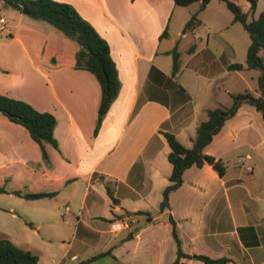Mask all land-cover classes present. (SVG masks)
Listing matches in <instances>:
<instances>
[{
  "label": "crops",
  "instance_id": "obj_1",
  "mask_svg": "<svg viewBox=\"0 0 264 264\" xmlns=\"http://www.w3.org/2000/svg\"><path fill=\"white\" fill-rule=\"evenodd\" d=\"M57 1L74 6L108 42L121 87L95 135L101 89L91 72L74 67L77 44L43 20L7 16L0 32V94L52 113L59 149L45 143L48 164L26 128L0 112V186L55 193L21 198L26 231L40 248L23 246L29 241L3 229L6 224L0 237L36 254L39 264H171L177 258L171 216L184 253L224 258L223 264H264V121L254 106L241 104L204 147L224 162V174L209 164L187 168L169 209H159L172 172L162 132L191 147L207 109L230 105L231 93L258 94V70L229 68L245 62L250 44L232 12L220 0L186 6L174 0ZM235 2L249 19L264 10V0H256L252 12L247 0ZM194 13L200 24L183 31ZM174 48L180 59L175 75ZM260 55L264 59V50ZM107 181L115 185L113 205ZM4 203L1 210L14 209ZM126 211L129 221L115 218ZM55 244L63 247L60 254ZM179 264L217 263L186 257Z\"/></svg>",
  "mask_w": 264,
  "mask_h": 264
},
{
  "label": "trees",
  "instance_id": "obj_2",
  "mask_svg": "<svg viewBox=\"0 0 264 264\" xmlns=\"http://www.w3.org/2000/svg\"><path fill=\"white\" fill-rule=\"evenodd\" d=\"M7 8L19 11L27 10V15L33 19L43 20L58 29L65 37L73 40L78 48L75 52V65L77 69H84L91 72L97 79L101 97L98 105L97 119L94 134L97 135L102 120L104 119L112 102L118 96L121 82L118 71L110 54L108 42L100 36L95 28L84 19L74 6L67 2L57 0H0ZM200 1L202 4L210 0H174L176 5L186 6L193 2ZM232 12L233 22H239L247 31L250 37V44L247 48L244 63H233L230 69H255L259 71L257 91L254 94L249 90L231 93V103L228 106L217 105L206 110V119L199 122L196 127L195 137L192 139V146H184L173 133L162 132L169 147L168 161L172 165V172L169 176V184L162 191V199L159 209H169V196L176 190L183 181V172L191 167H201L204 164L211 165L216 172L222 176L225 172V164L220 159L204 153V147L212 140L213 136L222 128L224 122L233 116L238 107L243 103H248L260 111L264 121V59L260 51L264 50V10L256 18H248V12L244 11L240 4L234 0H220ZM250 4V12L255 8L256 0H247ZM200 24L196 13L192 14L185 23L183 31H193ZM166 31L162 33L164 36ZM192 45L189 48L191 52ZM172 74L175 75L180 68L179 53L172 49ZM0 108L2 114L11 121L22 125L28 131L30 137L39 145L42 158L49 164V155L45 148V143L51 144L59 149L54 137V127L56 118L47 111H39L30 103L0 94ZM105 188L112 205L116 204L114 196V183L105 182ZM12 193L23 199H38L46 196H53L54 192H23L20 190H8L4 185L0 186V194ZM148 215L147 212L137 211L134 215ZM120 220L132 217L128 211L116 215ZM151 219H147L150 221ZM172 225V236L177 245V258L171 264H179L181 258H192L206 263L223 264L226 259L212 260L203 255L187 254L182 251L181 241L178 235L176 222L170 216ZM130 224V222H129ZM110 254L109 251L101 252L88 259V262L100 256ZM0 264H39L38 256L30 250L23 249L14 244L7 237H0Z\"/></svg>",
  "mask_w": 264,
  "mask_h": 264
},
{
  "label": "rangeland",
  "instance_id": "obj_3",
  "mask_svg": "<svg viewBox=\"0 0 264 264\" xmlns=\"http://www.w3.org/2000/svg\"><path fill=\"white\" fill-rule=\"evenodd\" d=\"M223 4H224L226 11H230L226 7L225 3H223ZM10 14H15V15L21 14L22 15V14H26V13H24L23 11H19V10L10 8V7L7 8L0 1V16L4 17L6 20H8L7 16ZM201 29H202V27H201ZM243 30L245 31V29H243ZM245 33L247 34V31H245ZM248 39H249V37H248ZM3 200L5 201L4 204H6V206H13V208H14V209H11L10 211H9L8 207L6 210L0 209V224H4V225L6 224L7 225L6 228L4 226L3 229H6L8 232L14 233L17 236L19 235L21 238H26V240H28L30 242V243L29 242L23 243L24 244L23 246H26V248H28V247H32V248H36V249L40 248L39 243H36L34 238L30 236V234H29L30 228L29 227H28L29 229L27 230L28 232L26 231L27 226H25L26 224L23 220V216L20 215L21 210L25 211V209L22 206V203L24 202V200H21V198L18 196H4V195L0 194V203L1 204H3ZM12 213L15 214V216H13V218H12ZM16 214H18V215H16ZM54 246L56 247V249L53 248V252L60 254L62 252V250L60 248H63V247L60 246V248H59L58 244H55Z\"/></svg>",
  "mask_w": 264,
  "mask_h": 264
},
{
  "label": "built area",
  "instance_id": "obj_4",
  "mask_svg": "<svg viewBox=\"0 0 264 264\" xmlns=\"http://www.w3.org/2000/svg\"><path fill=\"white\" fill-rule=\"evenodd\" d=\"M7 20L0 16V32L6 28Z\"/></svg>",
  "mask_w": 264,
  "mask_h": 264
},
{
  "label": "water",
  "instance_id": "obj_5",
  "mask_svg": "<svg viewBox=\"0 0 264 264\" xmlns=\"http://www.w3.org/2000/svg\"><path fill=\"white\" fill-rule=\"evenodd\" d=\"M22 11H23L24 13H27V10H26V9H22ZM0 112H3V109L0 108ZM132 236H133L132 233H130V234L126 237L125 240H129V239H131Z\"/></svg>",
  "mask_w": 264,
  "mask_h": 264
}]
</instances>
